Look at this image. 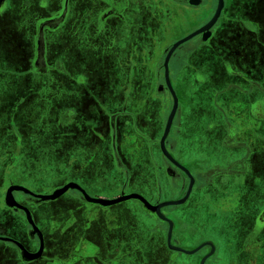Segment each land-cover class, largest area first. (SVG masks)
<instances>
[{"label": "crops", "instance_id": "1", "mask_svg": "<svg viewBox=\"0 0 264 264\" xmlns=\"http://www.w3.org/2000/svg\"><path fill=\"white\" fill-rule=\"evenodd\" d=\"M223 2L209 34L177 47L180 63L169 61L178 108L165 149L188 170L179 177L162 148L174 97L157 87L161 56L195 19L189 1L0 0V151L4 137H37L55 167L85 172L93 190L69 182L51 191L78 188L37 211H0V264H183L172 257L169 222L155 212L174 202L162 196L176 188L175 201H185L160 209L173 223L172 245L221 223L228 253L217 259L218 247L206 241L200 250L214 251L205 264H264V198L256 197L264 193V0ZM169 23L177 33L166 37ZM111 123L127 190L116 184ZM132 194L143 200L95 202ZM130 201L138 215L127 211Z\"/></svg>", "mask_w": 264, "mask_h": 264}, {"label": "rangeland", "instance_id": "2", "mask_svg": "<svg viewBox=\"0 0 264 264\" xmlns=\"http://www.w3.org/2000/svg\"><path fill=\"white\" fill-rule=\"evenodd\" d=\"M189 0V5L187 15H193L195 19L193 22L190 24L186 25V27L183 29V32L186 36H189L190 34L194 33L201 27H203V24L208 22L214 15V11L216 10L217 3L215 0H204L203 4L200 6H193L190 4ZM225 13H223V16ZM185 37V36H184ZM199 39H201V35H198L194 37L191 41L187 42L188 45L196 43ZM186 44V43H185ZM168 55V54H167ZM164 56L162 57V62L164 60ZM167 59V56H166ZM2 66H0V70H2ZM0 73V81L5 80V77H1ZM160 84L157 87V91L161 95H166L168 96V100H171V94L170 93H164L162 90H168L169 88L166 83V78L161 77ZM7 86L6 82L2 83V88L6 89L5 87ZM170 92V91H169ZM179 93V92H178ZM180 95V94H179ZM172 113L171 109V102H168V108L165 109L163 113V125L165 129V125L167 122V119H169L170 115ZM47 120V118H45ZM177 123V118L176 121ZM161 129L158 133H156L155 140L157 143L155 146V149L153 153L156 156H161L160 154V149L158 148V144L163 136V130ZM173 130H175V125L173 126ZM19 131V129H18ZM3 138V137H2ZM37 137H32L30 140L23 139L18 140L13 137H11V142L9 143L10 139L9 137L3 138V141L1 143V146H3V150L0 151V200L2 201H8L9 204H12V200L9 197V200L7 199V191L9 190L10 187L12 186H20L28 191L31 192V194H34L35 192L39 193L38 195L34 194L37 196L39 200H42L41 196H48V192L51 190H55L60 186H64L65 184L69 182H75L80 184L82 187L90 191L91 193L93 190L90 187L89 180H87L85 172H76L77 168L73 169V172L68 174L67 170L65 169H59V167L54 166V161L52 154L50 153H45L43 149L41 148L42 146L38 145L37 143ZM12 149V150H10ZM13 151V152H11ZM37 157V160L41 159V162H32V158ZM47 161H46V160ZM77 166V164H75ZM86 177V178H85ZM62 186V187H63ZM136 189V191H140V188L137 186L130 187V189ZM59 189V188H58ZM14 192H20V191H14ZM24 192V191H22ZM34 192V193H33ZM53 194V193H52ZM51 194V195H52ZM182 196V193L178 190V188L171 190V191H164V194L162 196V199L165 201H175L178 199H181L180 197ZM264 193H259L256 195L257 198L263 200ZM7 199V200H6ZM11 200V201H10ZM127 208L133 209L134 210H127L131 212H135L137 215V210L139 208V203L130 201L125 204ZM141 213V216H143L141 211H138ZM145 216V215H144ZM140 217L138 220H142L146 223L153 224L151 220L148 219V216L145 217ZM223 217V214H222ZM221 224V223H220ZM220 224L215 223L212 224L209 228L206 230H199V231H193L192 234L189 233V238L187 240L183 241H178L176 242L174 240L173 244L180 247L181 249L185 251H193L196 250L201 246L202 243L206 241H212L216 244L218 247V250L216 252V258L221 259V261L224 259L228 253L229 247L225 246V244L222 243V238L224 237V234H220ZM166 232H164V237H166ZM176 233H175V238H176ZM212 245V243H210ZM214 250V249H213ZM169 251V250H168ZM209 250L207 248L202 249L200 251H197L196 254H187L183 252H173L172 257L183 264H199L202 258L204 256L208 255ZM171 254L170 251L167 253V255ZM201 258V259H200ZM212 261V259H211ZM209 264L211 262H208ZM222 262H220L221 264ZM258 264H261L260 262Z\"/></svg>", "mask_w": 264, "mask_h": 264}, {"label": "water", "instance_id": "3", "mask_svg": "<svg viewBox=\"0 0 264 264\" xmlns=\"http://www.w3.org/2000/svg\"><path fill=\"white\" fill-rule=\"evenodd\" d=\"M199 2L200 0H198L197 3H193L192 1H190V4L193 5V6H197L199 5ZM223 5H224V2L223 0H219V5H218V8H217V11L214 15V17L212 18V20L203 28L195 31L194 33L190 34L189 36L185 37L184 39L178 41L177 43H175L172 48H171V53H170V57L168 59H165V78H166V83H167V86L170 90V92L172 93L173 97H174V107H173V110H172V113L169 117V120H168V123H167V126H166V131H165V134H164V137L162 139V148H163V151L165 153V155L174 163L176 164L178 167H180L181 169H183L184 171L188 172V170L186 168H184L183 166H181L177 161H175V159L167 152V150L165 149V139L170 131V128L172 126V123H173V119L176 115V111H177V108H178V98H177V95H176V92L172 86V83H171V80H170V75H169V61H170V58L172 56V54L174 53V51L176 50L177 47H179L181 44L189 41L190 39L202 34V35H208L211 28L215 25L216 21L218 20V18L220 17L221 15V12H222V9H223ZM189 173V172H188ZM74 187H77L78 188V185L76 184H69L67 186H65L64 188L60 189V190H57L55 191L52 195H48V196H41L42 197V200H49V199H55L57 198L58 196H60L62 193H64L65 191H67L69 188H74ZM14 191H24L25 193H31L30 191H28L27 189L23 188V187H20V186H12L9 188V190L7 191V199L9 200V197L10 199L12 200V193ZM131 198H138V199H142V197H140L139 195H135V194H132V195H128V196H124L122 198H119L117 200H95V202H98L100 204H103V205H111L113 203H117V202H120V201H123V200H128V199H131ZM10 200V201H11ZM185 201V199H182V200H179V201H174V202H168V203H161L160 205H158L156 208H155V212L158 213V215L169 222L170 224V232H169V236H168V243H169V247L171 250L173 251H177V252H186V253H195L197 251H199L202 247H199L197 248L196 250H193V251H190V252H187L177 246H174L172 245V230H173V223L170 219L166 218L165 216H163L161 214V211L160 209L164 206V205H178V204H181ZM210 245L212 247V245L210 243H206L205 245ZM213 247H212V251L211 253H209L201 262V264H205L206 260L212 255L213 253Z\"/></svg>", "mask_w": 264, "mask_h": 264}, {"label": "flooded vegetation", "instance_id": "4", "mask_svg": "<svg viewBox=\"0 0 264 264\" xmlns=\"http://www.w3.org/2000/svg\"><path fill=\"white\" fill-rule=\"evenodd\" d=\"M161 1H164V0H161ZM168 1H174V2H188L189 0H168ZM163 15V13H162ZM173 25L169 23V26L166 27L165 31H166V37L168 35H172V34H175L177 33V31L175 30V32L171 33L169 30L171 29ZM164 31V32H165ZM160 37H159V40L161 41V38H162V35H164L163 32H160L159 33ZM202 35V34H200ZM172 47V46H171ZM170 47V48H171ZM170 48H167V51L165 53L164 51V60H163V63L166 59V56H167V53L169 51ZM152 51H153V48H152ZM153 56V55H152ZM172 58L177 61V62H181V56H179V54L175 51V53L172 54ZM170 91V90H169ZM168 90H164V92H167V93H170ZM147 93V92H146ZM120 114H129L128 111H121ZM114 123H111L110 125V138H111V148H112V152H111V156H112V159L115 163V166L117 168V175L115 176L116 177V184H118V188H122L123 190H127V183H129L131 181L130 179V176H129V170L127 169L126 165H124L125 167H123V162H122V157H121V153L116 150L117 149V146L115 145V143L117 144V140H118V137H117V131L119 130V126H115L113 125ZM136 127H139V124L136 123L135 124ZM129 127H131V125H125V128L128 129ZM15 139H18L17 137H14ZM13 152V151H11ZM46 160V159H45ZM47 161V160H46ZM32 162H41V159L40 160H37V157H33L32 158ZM167 163L168 165L170 166V171L172 173H174V175H177L179 177H181V175L185 176V173L183 172V170L178 167L176 164H174L172 161H168L167 160ZM155 169V167H154ZM62 186L58 187V188H61ZM57 188V189H58ZM34 193V192H33ZM52 193H54L53 191L51 192H48L47 195H51ZM34 194L38 195L39 193L35 192ZM34 194H31V193H25V192H13L12 193V204H9L8 201H1L0 200V211H37V209L43 204V200H39L37 198V196H35ZM7 200V199H6ZM164 211V210H162ZM46 253V252H45Z\"/></svg>", "mask_w": 264, "mask_h": 264}, {"label": "bare ground", "instance_id": "5", "mask_svg": "<svg viewBox=\"0 0 264 264\" xmlns=\"http://www.w3.org/2000/svg\"><path fill=\"white\" fill-rule=\"evenodd\" d=\"M171 53V52H170ZM170 53H169V55L167 56L168 57V59H169V57H170ZM188 252V251H187ZM183 253H186V252H183ZM196 253V252H195ZM187 254H189V255H191V253H187ZM192 254H194V253H192Z\"/></svg>", "mask_w": 264, "mask_h": 264}]
</instances>
